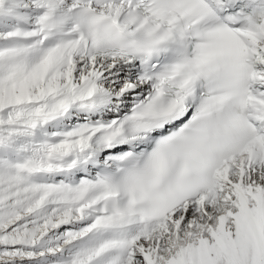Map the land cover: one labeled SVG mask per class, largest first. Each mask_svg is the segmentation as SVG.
Returning <instances> with one entry per match:
<instances>
[{
    "label": "snow or ice",
    "instance_id": "obj_1",
    "mask_svg": "<svg viewBox=\"0 0 264 264\" xmlns=\"http://www.w3.org/2000/svg\"><path fill=\"white\" fill-rule=\"evenodd\" d=\"M0 264H264V0H0Z\"/></svg>",
    "mask_w": 264,
    "mask_h": 264
}]
</instances>
